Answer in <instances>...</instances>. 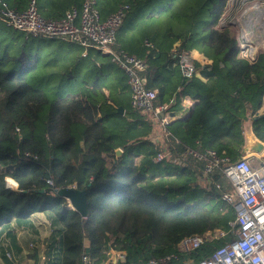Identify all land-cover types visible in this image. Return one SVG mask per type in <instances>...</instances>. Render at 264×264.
Wrapping results in <instances>:
<instances>
[{"label": "trees", "instance_id": "16d2710c", "mask_svg": "<svg viewBox=\"0 0 264 264\" xmlns=\"http://www.w3.org/2000/svg\"><path fill=\"white\" fill-rule=\"evenodd\" d=\"M5 1L18 9L30 2ZM80 1L36 4L44 18L57 19ZM228 1L98 0L103 18L129 5L115 45L144 61L146 86L159 90L156 103H168L177 91L193 101L188 116L166 125L172 134L166 139L164 132L151 134L154 124L148 114L129 106L121 69L113 65L103 78H78L73 69L70 76L54 73L49 71L51 59L61 66L63 56L42 60L24 34L0 35V226L48 212L60 225L59 264H83V256L101 262L112 245L125 252L122 264H145L169 253L187 235L215 229L236 233L237 225H229L235 211L220 197L230 184L211 174L221 185L216 188L201 176L195 160L179 159L188 147L234 156L245 141V120L264 141V112H258L264 99V51H257L253 62L238 56L239 28L228 24ZM176 42L178 51L195 50L209 62L201 79L182 82L179 70H170ZM100 56L95 59L106 66L109 57ZM46 74L53 80L39 81ZM56 80L64 81L66 89H57ZM159 152L166 157L153 161ZM6 177L17 184L15 189ZM73 187L85 191V216L56 194ZM194 196H202L203 202L184 206ZM225 242L206 244L191 257L198 261Z\"/></svg>", "mask_w": 264, "mask_h": 264}, {"label": "built area", "instance_id": "2783aa9c", "mask_svg": "<svg viewBox=\"0 0 264 264\" xmlns=\"http://www.w3.org/2000/svg\"><path fill=\"white\" fill-rule=\"evenodd\" d=\"M232 1L237 3L238 0ZM97 5L98 0H83L80 6H72L65 11L61 18L46 19L40 15L36 0H30L23 9L10 7L5 0H0V23L24 34L26 39L55 38L84 48L92 47L108 56L126 77L131 90L130 105L148 114L152 121L159 124L161 130L156 134L164 132L172 119L170 101L165 104L156 103L159 90L146 86L144 61L115 46L117 30L124 22L129 5L119 6L104 18ZM247 9L242 16L254 10L253 7ZM261 22L264 24V19ZM249 29L244 25L239 27V56L253 62L256 49L250 45L254 40L250 38V34L257 31ZM145 45L156 50L148 41ZM177 48L178 45H174L171 52L176 55L174 65L178 67L182 80L197 77L201 70L194 66L191 54L186 50L178 51ZM162 136L166 139L168 134L163 133ZM157 140L156 135L151 138V143H156ZM165 157V153L159 152L153 157V161L162 162ZM185 157L195 160L201 176H208V183L214 184L216 188L221 187L220 183L209 175H221L229 181L231 191L221 192L220 197L233 207L236 217L229 225L232 227L236 224L238 229L234 234L229 229H215L187 235L169 253L152 257L145 264H264V148L259 153L238 152L230 157L220 156L210 148H204L200 152L188 147L179 159ZM8 186L10 187L9 184ZM224 239V245L212 248L206 257L198 261L191 257V253L200 247ZM104 255L106 258L101 262H94L90 257L83 256V264H122L126 258L125 252L116 250L113 245L107 247Z\"/></svg>", "mask_w": 264, "mask_h": 264}, {"label": "crops", "instance_id": "0c3cea01", "mask_svg": "<svg viewBox=\"0 0 264 264\" xmlns=\"http://www.w3.org/2000/svg\"><path fill=\"white\" fill-rule=\"evenodd\" d=\"M82 1L83 0H81L79 2L80 5H81ZM72 6H74V5H71L70 7H72ZM67 10H69V9H67ZM24 39L29 41L28 45L31 48L35 47V48H33V51L36 53L38 52V53L43 54L42 51H44V52L47 51L50 53L51 58H53L54 56H56V57L57 56H63L64 57L61 66H59V65L56 66L55 60L51 59L52 62L49 64V68H50L49 71H53L54 73H60L63 75L70 76V75H72L71 72H73V70H74V71H76L75 76L78 78L83 77L86 79V78H89L92 76H97V77L101 76L103 78L104 76H106V74L109 72V70H111L110 68H112L113 65H114V67H117L111 61H109L110 59H108V63L106 64V66H103L102 64H100L95 58L101 57L100 56L101 53L92 47L84 48V47H81L79 45L72 44V43H66L64 41H61V40L55 39V38H51V39H49V38H32V39L29 38V39H26L24 37ZM174 45L176 47L177 45H179V43L178 42L174 43L172 47H174ZM116 48H118V47L116 46ZM190 54L192 56V60H193L195 67L197 65V68H200V70L203 68V66H205L209 63L202 54H199L195 50L191 51ZM175 60H176V57H175L174 61L171 63V65H169L171 71L173 69H178V67H175V65H174V62H176ZM179 74H180V71H179ZM197 78L201 79L200 72H199V75L197 76ZM180 79L183 82V80L181 78V74H180ZM53 83L55 84L56 88L61 90V91L63 90V87H65L64 89H66V87H67L65 85L64 81H61V80L53 81ZM126 85L128 87L127 81H126ZM155 88H157V87H155ZM128 90H129V106H130V95H131L130 87H128ZM105 95L108 96L107 91H105ZM170 104H171V107L169 108V111L172 115L171 121L176 120V119H184V117H186V114H187L189 108L194 106L193 101H191L190 98H188L187 96H181L178 91L172 95V97L170 99ZM175 105H177L176 108H173ZM131 108L135 111H138V110L134 109L132 106H131ZM138 112L140 113V111H138ZM121 114H123V110H122ZM152 123L154 124V129L151 132V134L154 132H159V130H161L159 124L157 122H154V121H152ZM165 133L168 134L167 138H169V136L172 135L170 132H168L167 130L164 129V134ZM228 191H231V187H230V190H228ZM33 216H35V218ZM37 217L41 218L40 219L41 222L38 221ZM47 222L50 223L49 226H47V224H46ZM59 227H60V225H59L58 221L54 220L53 217L48 212H38L37 214H34L27 219L12 221L11 223H9L7 225H1L0 226V238H8V235L9 234L11 235L10 240H12L13 244L17 245L16 247H15V245H12V247H11L12 251L11 252H12L14 258H15V256L20 255V257H19V258H21L20 264H30V263L25 262V261L34 262L33 259H35L34 264H38V262H39V259H38L39 258L38 257L39 256V247H38V245L40 243V240L42 243L44 241L46 243L48 242V244H47L48 246L53 245L54 242L57 241L58 246H59V243L61 240L60 239V233L58 232ZM31 233L32 234L39 233L40 235L31 236V237H34L36 239L35 245H31L29 243L30 244L29 246H31L33 248L30 247L31 250H29V249L25 250L26 248H28V243H27V239H26L25 235L26 234L30 235ZM20 236H21V239H19ZM21 240H23L24 243ZM1 241H2V239H0V243H1ZM30 253L32 254L33 259L29 257ZM26 254H27V256H26ZM34 255H36V258L34 257ZM23 258H24V260H23ZM8 259L3 257L2 253H1V249H0V264H16V263H13L11 260L9 261ZM36 259H38L37 262H36ZM45 264H49V263L46 261Z\"/></svg>", "mask_w": 264, "mask_h": 264}, {"label": "rangeland", "instance_id": "374dc122", "mask_svg": "<svg viewBox=\"0 0 264 264\" xmlns=\"http://www.w3.org/2000/svg\"><path fill=\"white\" fill-rule=\"evenodd\" d=\"M255 4H259L261 6H264V0H238L237 3L233 2L232 0H229L228 3H227L226 16H227L228 13H230L229 16H231V17H228V20H227L228 24H234V25H236V27L238 26V28L240 27V25L243 26L244 22L246 21L245 18L248 16V14H246L245 16H242L243 11L244 10H248L247 8H249V7L252 8ZM249 14H250L248 16L249 19H251V14L254 15L253 20H256V27H255L256 29L253 28V30L257 31V32H252L250 34V38L252 40L254 39L252 41V43H250V45H251V47L256 49V53L260 49H262L264 51V24H262L260 20L258 21L259 17L262 14V11H261V9H258V10H256V12H254V13L252 12V13H249ZM260 18L264 19V15H262ZM224 22L225 21H223V19H222L220 25L221 26L225 25ZM250 28L252 29V26ZM16 33L17 32L14 29L12 30L11 28H8L4 24L0 23V35H1V37H5V36L13 37V35H16ZM235 35H236L237 47H238L239 46L240 31L237 32V30H235ZM20 42H22V40ZM42 52H43L42 60L50 55V53L47 52V51H45V52L42 51ZM239 52H240V48L238 50V55H239ZM46 79H49V80H47V82L53 80V78H51L49 75L46 74V75L43 76V78H40L39 81H44ZM258 112L259 113L264 112V99H263L262 107L258 110ZM243 122H244L243 125L251 124V121H249V120H245ZM149 141L151 142V138H150ZM9 179H10L9 177H6L7 184H9L11 188L15 189L17 187V184H15V182L13 180H11V179L9 180ZM155 179H157V176L155 177ZM226 181H227V183H229L228 180H226ZM198 183L200 184V186H202V187L204 186V182L201 179H199ZM203 200H204V198H202V196H194L192 198L189 197V198H186L184 206H186L188 204L196 203V202H200L201 203V202H203ZM68 206L70 207L69 203H68ZM33 217L35 218V216H33ZM37 218H38V221L41 222V220H40L41 218H39V217H37ZM46 224H47V226L50 225V223H48V222ZM39 233H36V234H32L31 233L30 235L29 234L25 235L26 239H27V243H28V248H26L25 250H28V249L31 250V248H33V247L29 246V245L30 244L31 245H35L36 239L34 237H31V236L40 235ZM0 239H2V241L0 243V249H1V253H2L3 257H5L6 259L9 258L8 260L9 261L11 260L13 263L20 264V262H21V258H19L20 255L19 256H15V258H14L13 254L11 252L12 251V249H11L12 245H15V244L12 243V240H10L11 239V235L9 234L8 238H0ZM19 239H21V236L19 237ZM21 241L23 242V240H21ZM47 244H48V242L46 243L44 241L42 243L41 240H40V243L38 245V247H39V256H38L39 257L38 258L39 262H38V264L39 263L40 264L41 263H46V261L49 264H59L60 261H61L60 260L61 257H60L58 242L56 241V242H54L53 245H50V246H48ZM16 246L17 245H15V247ZM104 252H105V250H104ZM27 254H26V256H27ZM29 257L32 258V254L31 253L29 254ZM23 260H24V258H23ZM33 260H34V262H32V261H25V262H28L30 264H34L35 263V259H33Z\"/></svg>", "mask_w": 264, "mask_h": 264}, {"label": "water", "instance_id": "95a60500", "mask_svg": "<svg viewBox=\"0 0 264 264\" xmlns=\"http://www.w3.org/2000/svg\"><path fill=\"white\" fill-rule=\"evenodd\" d=\"M250 31V29H249ZM253 31V30H252ZM193 106L189 108L186 116H188L192 110ZM118 112L122 113V108L118 109ZM244 136V144L241 147L240 154H244L245 152H254L259 153L264 148V141L258 140L255 135L253 134V129L251 124H247L244 126L243 130ZM116 155L119 156L121 154V149H115ZM56 194L59 197H63L68 201L70 207L69 209H77L81 216H85L86 214V206L87 200L85 199V191L73 188H61L59 189Z\"/></svg>", "mask_w": 264, "mask_h": 264}, {"label": "bare ground", "instance_id": "6f19581e", "mask_svg": "<svg viewBox=\"0 0 264 264\" xmlns=\"http://www.w3.org/2000/svg\"><path fill=\"white\" fill-rule=\"evenodd\" d=\"M253 9H254V11H252L253 13L254 12H256V10H258V9H261V11H262V14H261V16L262 15H264V7H262L261 5H259V4H255L254 6H253ZM252 12H249V13H252ZM249 13H247L248 14V16L250 15ZM246 17L245 18V22H244V26H248L249 28L252 26V28H255L256 27V20H253V18H254V15L253 14H251V19H249V17ZM260 16V17H261ZM256 17V16H255ZM259 17V19H258V21L260 20L261 21V18ZM262 23V22H261ZM251 29V28H250ZM256 29V28H255Z\"/></svg>", "mask_w": 264, "mask_h": 264}]
</instances>
